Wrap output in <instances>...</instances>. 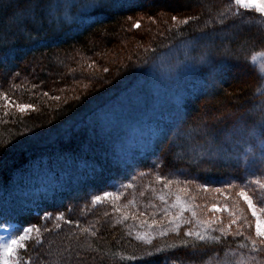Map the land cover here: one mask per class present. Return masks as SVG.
Masks as SVG:
<instances>
[{"label": "trees", "instance_id": "1", "mask_svg": "<svg viewBox=\"0 0 264 264\" xmlns=\"http://www.w3.org/2000/svg\"><path fill=\"white\" fill-rule=\"evenodd\" d=\"M54 1L0 0V91L34 108L8 115L0 109V227H38L43 241H30L21 258L29 264H224L226 257L234 260L238 250L251 249L243 239L198 240L183 234L145 244L124 228L111 227V220L90 206L92 197L131 176L132 167L115 158L109 137L102 140L86 125L153 57L133 47L125 56L121 52L132 42L163 50L173 16L195 17L182 26L181 38L203 33L222 41V31L243 22H236L229 1L101 0L85 11L75 2L68 7L66 0L60 5ZM51 6L53 12L47 10ZM137 20L146 23L142 35L139 29L133 31ZM246 23L239 41L225 38L229 50L220 64L223 73L211 78L202 70L205 84L187 103L184 120L155 139L153 153L162 158L163 175L172 168L186 170L191 181L205 186L264 179V159L253 157L255 161L245 164L244 147L217 162L207 158L195 163L188 155L179 156L190 132L199 131L198 146L211 141L213 134L236 135L243 124L251 127L261 121L264 78L249 58L264 53V33L260 29L259 42L242 55L239 49L247 47V33L257 29L252 20ZM254 109L256 113L244 117ZM257 137L249 144L263 142L264 131ZM150 164L142 162L140 170L150 169ZM91 218L97 224L84 232ZM69 220L72 223L65 222Z\"/></svg>", "mask_w": 264, "mask_h": 264}, {"label": "rangeland", "instance_id": "2", "mask_svg": "<svg viewBox=\"0 0 264 264\" xmlns=\"http://www.w3.org/2000/svg\"><path fill=\"white\" fill-rule=\"evenodd\" d=\"M66 2L69 3L66 5L68 7L75 2V5L80 7L79 10L85 11L99 4L101 0H66ZM55 3L60 5L64 2L55 0ZM230 7L235 16L236 6L230 4ZM50 8L52 11L54 7H48L47 10ZM239 11L242 14L236 15L235 20L243 22H239L233 30L222 31L220 34L222 41L219 37L218 39L215 37L217 39L215 41L213 37L208 38L203 33L181 38L178 32L184 25L173 21V30L165 33L167 41L165 44L168 45L163 50L156 51L149 44L141 48L137 43L133 45L132 42V44L128 43L125 51L121 52V55L125 56L133 47L134 51L140 50L143 51V55L152 54L153 57L147 65H143L144 67L138 71V75L120 96L92 117L86 125L92 133L97 132L94 134L103 138L102 140H107L109 137L113 142L112 148L117 154L115 158L121 159L125 166L132 167L131 176L125 183H117L112 190L98 195L104 197L105 194H111L100 203H93L97 196L92 197L90 206L92 209L101 210L103 217L111 220V227L120 226L129 236L145 244H152L161 238L179 234L198 239L195 234L200 233L205 237L204 240H214L211 239L213 237H231L243 239L241 242L251 246L250 241L246 239L251 236L257 240V246L261 248V251H251L252 247L246 251L240 249L236 252L238 256L234 260L226 257L224 264H264V245L259 242L261 238L255 237L256 220L244 199L239 195L243 188L254 201L264 198V189L252 183L256 179L230 186H205L191 181L185 174L186 170L175 172L176 169L172 168L171 173L163 175L162 158L153 153V145L159 134L167 132L172 127L176 130L177 125L184 120L187 103L205 84L201 71L209 73L211 78H214L215 74L223 73V67L220 64H223V54L229 50V43L226 41L229 39L236 42V38L239 41L241 37L238 35L242 32L245 34L248 28L246 22L249 19L255 23L257 29L256 32L247 33L248 42H245L247 47L242 46L239 50L243 55L251 48L249 45L253 47L259 42L260 31L264 33V18L255 12L242 9ZM50 12L49 16L54 18V13ZM137 22L139 20L133 21V25ZM145 24L142 22L139 28L142 31L141 35L145 31ZM136 30L137 28L133 27V31ZM217 41L223 44L218 45ZM216 50L219 53H215ZM260 54L262 53L253 54L249 60L252 67L264 78V55ZM254 55L258 57L255 62L252 60ZM97 65L93 64L92 67ZM212 65L215 66L212 68ZM215 80L213 79L210 83H214ZM0 93L4 94L3 91ZM9 100L12 103L0 99V109L7 113H20L15 104L23 103L13 100L12 97H9ZM251 113H256L255 109L242 116L246 117ZM259 116L260 122L251 127L243 124L236 129V135L233 131L216 133L212 135L213 137L211 136V141L208 140L198 146H195L197 145L195 133L199 136V131L190 132L186 135L188 139L179 156L188 155L195 163L207 158L217 162L225 160L229 151L244 147L246 149L243 151L245 164H248L247 161L249 162L250 159L255 161L253 157L260 156L264 159V141L258 142L257 146L249 144L253 139H258L257 136L264 131V113H260ZM257 149H259L258 152ZM147 160L151 162L150 169L140 170L141 163ZM260 180L264 182V179ZM256 211L264 222V212H261L259 208ZM92 218L85 219L88 221L83 225L84 229L91 230V226H96L97 222H92ZM233 220L235 223H232ZM229 225L231 228L228 227ZM21 230L15 225L0 228V245L17 237L21 234ZM189 231L193 233L192 236L185 234ZM237 232H242L243 235H237ZM40 235V231L32 234L33 239ZM9 264H15V261L10 260Z\"/></svg>", "mask_w": 264, "mask_h": 264}, {"label": "snow or ice", "instance_id": "3", "mask_svg": "<svg viewBox=\"0 0 264 264\" xmlns=\"http://www.w3.org/2000/svg\"><path fill=\"white\" fill-rule=\"evenodd\" d=\"M230 4H234L236 6V15H241L240 9L244 11L249 12H255L258 14L261 18H264V0H229ZM189 19H195V17L192 18H184L180 19L176 16L172 17V20L174 22H177L180 25H187L189 23ZM134 28L139 29L141 27V24L139 22L135 23L133 25ZM264 55V53L260 54ZM258 59L257 56H253L252 60L255 62ZM107 69H105L106 71ZM44 95H47V93H44ZM0 99H3L6 102L12 103L9 100V97L3 93H0ZM56 99H59V97H56ZM15 107L19 109L21 114H24L28 112L30 109L34 110L33 106L30 104H15ZM5 115H8L7 112H5ZM252 183L256 184L260 189H264V182L260 179H256L252 181ZM128 187H131V185H128ZM239 195L244 199L245 203L247 204L248 209L251 211V215L255 218L256 224H255V237L261 238L260 244L264 245V222L261 221L260 217L257 215L256 209L259 208L261 212H264V198L253 200V198L248 194L247 191H245L243 188L241 189ZM109 196H111L110 193L105 194L104 197L97 196L95 197L93 203H100L103 199H107ZM163 199V197H161ZM219 211V209H216ZM195 215V213H193ZM60 220H64L65 218L63 216L58 217ZM67 223H72V221H65ZM232 223H235V220L232 221ZM231 228V225L228 226ZM40 229L38 227H27L21 230V234H19L17 237L11 239V241L4 243L3 245H0V264H9L10 260H14L15 264H29L28 261L23 260L22 252L26 253L28 250L29 242L33 240L32 234L34 232L39 233ZM85 232L88 231V229H84ZM188 236H192L193 233L191 231L185 233ZM237 235H243L242 232H237ZM92 235H95V233H92ZM196 237L200 240H204L205 237L201 235L200 233L195 234ZM211 239L218 240V237H213ZM251 243V247L253 251H261V248L257 246V240L253 239L251 236L246 237ZM35 241L37 243H42V239L40 236L35 237ZM246 245L241 244L240 247H245ZM22 250V251H21Z\"/></svg>", "mask_w": 264, "mask_h": 264}]
</instances>
